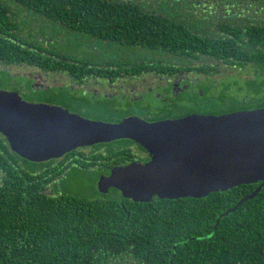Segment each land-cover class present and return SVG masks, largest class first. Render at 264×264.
Returning a JSON list of instances; mask_svg holds the SVG:
<instances>
[{"label": "trees", "instance_id": "1", "mask_svg": "<svg viewBox=\"0 0 264 264\" xmlns=\"http://www.w3.org/2000/svg\"><path fill=\"white\" fill-rule=\"evenodd\" d=\"M261 1L0 0V63L28 66L31 71L53 70L60 64L78 73L89 69L73 59L90 55L59 51L41 25L72 30L86 40L82 46L122 51V57L158 59V53L184 63L208 58L211 62L201 66L206 73L215 63L219 67L225 63L223 76L236 72L248 74V79L264 76V22L236 13L243 21L224 18L213 25L211 16H195V8L206 12L207 5L255 6ZM58 58H64L60 64ZM151 65L160 72L166 67L159 62ZM205 79L216 77L207 74ZM210 89L206 86L203 102L188 112L202 113L207 106L248 109L251 102L264 106V91L238 98L229 96L227 87L218 96ZM27 164L6 138L0 139V264H264V186L254 198L223 215L262 181L205 197L123 206L109 197L45 193L31 178L34 163Z\"/></svg>", "mask_w": 264, "mask_h": 264}, {"label": "water", "instance_id": "2", "mask_svg": "<svg viewBox=\"0 0 264 264\" xmlns=\"http://www.w3.org/2000/svg\"><path fill=\"white\" fill-rule=\"evenodd\" d=\"M0 132L14 152L31 161L59 157L86 144L137 140L152 153V161L116 169L106 184L100 182V188L111 185L135 200L199 198L262 181L226 216L264 186V107L157 122L133 116L114 123L32 103L18 91L0 88Z\"/></svg>", "mask_w": 264, "mask_h": 264}, {"label": "flooded vegetation", "instance_id": "3", "mask_svg": "<svg viewBox=\"0 0 264 264\" xmlns=\"http://www.w3.org/2000/svg\"><path fill=\"white\" fill-rule=\"evenodd\" d=\"M258 12L253 17H256L257 21L264 22V17L259 16L260 19ZM91 49L95 53L103 52L97 46ZM63 59L58 58L56 62L60 64ZM143 60L150 62L148 65H141ZM73 61L89 69L84 70V73H78L77 70L64 68L60 64L53 70L35 67L31 71L28 66L15 65L24 66L28 71L14 73L7 67L14 65L2 64L6 66L3 68L4 71H10L9 77L12 84L4 82L1 84L2 81H0V88L18 91L29 102L59 106L89 119L118 123L134 116L148 122H157L200 113L188 112V110L203 102L207 74L208 77L215 78L220 71L217 63L212 65L207 73L204 68L202 69L201 66L211 62L208 58L193 59V63H184L181 59L175 58L101 56L92 59V57L83 56ZM151 62H159L166 67H162L160 72V69L151 65ZM1 75H3L2 72L0 77ZM11 75H17L26 80L13 79ZM118 94L125 96L128 100L127 109L121 114L113 105L99 99L100 97L113 98ZM4 138L11 149L8 138L0 132V139ZM22 158L30 166L34 163L36 170L32 172L31 178H36L40 182L41 191L51 195L72 194L93 200L114 198L121 201L123 206L170 199L154 197L148 201L135 200L111 185H102L103 188H100V182L105 183L114 170H121L135 164L143 166L152 161L153 155L149 149L133 138L124 137L78 146L59 157L43 161ZM28 171L31 172L29 168ZM79 176L84 179L82 192L74 184Z\"/></svg>", "mask_w": 264, "mask_h": 264}, {"label": "rangeland", "instance_id": "4", "mask_svg": "<svg viewBox=\"0 0 264 264\" xmlns=\"http://www.w3.org/2000/svg\"><path fill=\"white\" fill-rule=\"evenodd\" d=\"M224 2H222V4H217V5H210V6H206V12H201L202 10H200L198 12V10L195 8L196 12H195V16L196 17H202L199 16L200 14L203 15L204 17H208L213 19V21L215 22L213 25H217L218 21H224L223 19L226 18L227 21L229 22H237V21H243L242 19H240V16H237V14L240 13V15H242L243 17H245V20L248 19L249 21H257L256 17L254 18V14L259 11V16L264 17V1H261V3H257L255 6L251 5H244L241 4L242 6H237V5H225L223 4ZM182 9H185L184 6H182ZM205 7V8H206ZM228 7V9H227ZM179 9H181V6L179 7ZM259 9V10H258ZM231 11V15H228L227 12ZM233 12V13H232ZM180 13L182 14V12L180 11ZM237 13V14H236ZM233 15V16H232ZM194 18L193 19H198V18ZM260 18V17H259ZM260 18V19H261ZM34 21H36V23L41 21L39 19H33ZM32 20V21H33ZM264 20V19H263ZM188 21H192V23H194V20H188ZM51 22V21H49ZM200 22V21H199ZM260 22V21H259ZM34 26L35 23H33ZM28 27H32V23L27 24ZM199 25H202V23L200 22ZM198 25V26H199ZM39 26V25H38ZM41 30H44L47 34V38L49 40H53L54 39V46L58 48L59 51L65 53V54H70V55H74V56H79L80 54H88L92 57V59L96 56V53L94 52L93 47H85L82 46L81 42L85 43V39L81 37V35H76L74 34V32H72V30H68V29H64V28H60V29H49V28H42V26H39ZM49 30H51V32H47ZM54 36V37H53ZM59 40V41H58ZM57 42V43H56ZM93 43V42H92ZM142 54L147 55V53L145 51H141ZM123 52H118L117 50L112 51V50H104L101 53V56L106 57V58H120L122 57ZM151 57L152 54H150ZM155 56H157L158 58H171L170 55H166V54H158L156 53ZM208 63V62H205ZM226 65L223 63L219 70L216 74V80L214 79H209L206 80V86H210V92L213 93L214 95L218 96L219 93L222 92V90H225V88L227 87L226 93L229 96H234V97H245L246 95H248L249 93H251V95H253L256 92H261L264 91V76L262 75H258L255 76L254 74L249 77H251L250 79H248V74H239L238 72L236 73H232V74H228V75H224L222 71H224V67ZM9 67L8 69L11 70L14 73L17 72H26L28 71V69H26L24 66H7ZM6 68V66L2 65L0 63V69ZM4 71V70H3ZM230 71L231 70L230 68ZM1 72V70H0ZM198 72V71H196ZM193 72V73H196ZM8 73V72H6ZM10 75V71L8 73ZM9 75L6 74V77L1 75L0 77V81L4 82V83H11V78L9 77ZM12 78L16 79L19 78L20 80H26V79H21V77H18L17 75H11ZM255 80V81H254ZM12 84V83H11ZM256 88H258L256 90ZM102 101H106L108 104L113 105L118 111L119 114H121V112H124L127 109V105H128V100L125 96H120L119 94L114 96L113 98H105V97H100L99 98ZM152 102H155L153 99H150ZM250 107L252 108H259V107H264V106H256V104L254 102L249 103ZM234 106H225V107H221V108H217V107H205L204 110L202 111L203 114H223V113H228V112H232V109H234ZM252 108H248V109H252ZM235 111V109H234ZM111 119H116L115 117H110ZM84 179L82 176H79V178L74 181V184L77 185L80 189L81 192L84 191Z\"/></svg>", "mask_w": 264, "mask_h": 264}]
</instances>
